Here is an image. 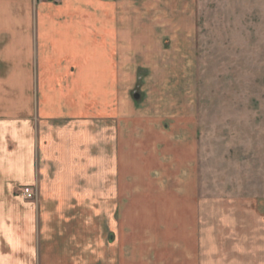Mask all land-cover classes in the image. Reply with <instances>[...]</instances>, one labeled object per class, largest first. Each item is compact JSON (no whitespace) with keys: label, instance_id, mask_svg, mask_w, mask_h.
<instances>
[{"label":"crops","instance_id":"obj_1","mask_svg":"<svg viewBox=\"0 0 264 264\" xmlns=\"http://www.w3.org/2000/svg\"><path fill=\"white\" fill-rule=\"evenodd\" d=\"M193 4L0 0V264H264V202L200 194L172 95ZM137 58L148 93L127 108Z\"/></svg>","mask_w":264,"mask_h":264},{"label":"rangeland","instance_id":"obj_2","mask_svg":"<svg viewBox=\"0 0 264 264\" xmlns=\"http://www.w3.org/2000/svg\"><path fill=\"white\" fill-rule=\"evenodd\" d=\"M193 6L188 55L183 47L189 57L179 58L178 43L166 62L189 74L185 82L176 75L172 95L188 99L190 106L178 111L195 118L200 194L254 206L264 202V0H194ZM132 64L125 70L127 108L133 92L140 99L148 93L142 89L148 66L143 58ZM93 73L98 83L99 70Z\"/></svg>","mask_w":264,"mask_h":264},{"label":"built area","instance_id":"obj_3","mask_svg":"<svg viewBox=\"0 0 264 264\" xmlns=\"http://www.w3.org/2000/svg\"><path fill=\"white\" fill-rule=\"evenodd\" d=\"M23 193L29 199H32L36 196L35 190H33L31 187H25Z\"/></svg>","mask_w":264,"mask_h":264},{"label":"water","instance_id":"obj_4","mask_svg":"<svg viewBox=\"0 0 264 264\" xmlns=\"http://www.w3.org/2000/svg\"><path fill=\"white\" fill-rule=\"evenodd\" d=\"M133 96H134L135 99H139L140 98V93L136 92V93L133 94Z\"/></svg>","mask_w":264,"mask_h":264}]
</instances>
